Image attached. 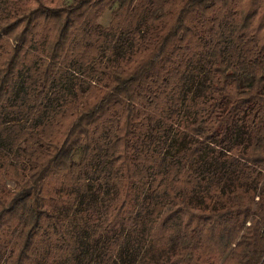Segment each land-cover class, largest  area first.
Returning a JSON list of instances; mask_svg holds the SVG:
<instances>
[{
	"label": "trees",
	"instance_id": "16d2710c",
	"mask_svg": "<svg viewBox=\"0 0 264 264\" xmlns=\"http://www.w3.org/2000/svg\"><path fill=\"white\" fill-rule=\"evenodd\" d=\"M53 1L0 0V264H264V0Z\"/></svg>",
	"mask_w": 264,
	"mask_h": 264
},
{
	"label": "rangeland",
	"instance_id": "374dc122",
	"mask_svg": "<svg viewBox=\"0 0 264 264\" xmlns=\"http://www.w3.org/2000/svg\"><path fill=\"white\" fill-rule=\"evenodd\" d=\"M73 0H54V3H60V2H72ZM23 3V1H22ZM33 3V2H31ZM116 5V4H115ZM111 19V9H107L99 18H98V22L101 23L102 25H107L109 23ZM74 158L76 159L77 156H74Z\"/></svg>",
	"mask_w": 264,
	"mask_h": 264
}]
</instances>
